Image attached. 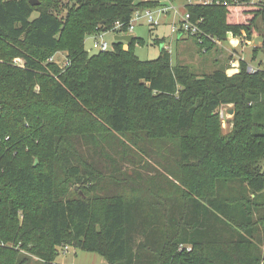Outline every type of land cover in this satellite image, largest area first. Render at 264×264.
I'll use <instances>...</instances> for the list:
<instances>
[{"label": "trees", "instance_id": "obj_1", "mask_svg": "<svg viewBox=\"0 0 264 264\" xmlns=\"http://www.w3.org/2000/svg\"><path fill=\"white\" fill-rule=\"evenodd\" d=\"M191 1L202 34L190 37L205 53L211 38L251 41L260 22L264 29V0ZM161 5L0 0V264H29L28 255L60 264L65 246L107 264L264 263V69L250 73L240 59L236 74L199 77L172 65L161 41L159 58L141 61L135 37L127 49L85 48L88 37L117 22L115 33H127L136 10ZM225 106L234 111L227 133ZM111 134L144 135L158 158L176 156L179 173L142 149L147 175L96 196L101 170L72 140L90 139L110 161L103 138Z\"/></svg>", "mask_w": 264, "mask_h": 264}, {"label": "rangeland", "instance_id": "obj_2", "mask_svg": "<svg viewBox=\"0 0 264 264\" xmlns=\"http://www.w3.org/2000/svg\"><path fill=\"white\" fill-rule=\"evenodd\" d=\"M41 4V0H36ZM62 4H67L68 0H58ZM174 7L178 9V15L171 13L169 16L159 17V26L153 27L148 25L144 20H141L135 24V29L132 35L137 39V43L134 44V52L141 61H153L159 58L161 55V45L158 42L165 43V46L169 47V53L171 54L172 65L177 64L188 66L197 76L203 77L210 75L216 70H224L227 74H236L239 70L238 60L243 59L250 66L255 68L264 69V29H262V23L259 24V29L254 30L253 37L249 43L247 41L240 42L235 40L236 47L231 44V38L233 35L228 36V40L225 42L220 41L214 43L216 46L209 53H205V50H201L199 47L201 43H197L194 38L185 36L180 41L177 35L171 32L172 24L177 23L180 16L185 12L186 1L177 0ZM254 4L252 0L251 4ZM257 4V2L255 3ZM157 7L148 9L155 10ZM64 11L61 15H65ZM115 34L109 32L105 34L103 41L109 44V49L113 48ZM95 37L90 36L85 41V48L90 54L98 53L99 51L94 48ZM212 42V41H211ZM213 43V42H212ZM200 44V45H199ZM124 48H129L128 43L123 42ZM238 51V55L235 57L234 50ZM258 50L256 59L253 60L254 50ZM56 58H60V63L63 61V54H58ZM234 59H236L234 61ZM59 60V59H58ZM233 106H225L220 111V118L222 122V129L225 133L232 129V120L234 114H229V110ZM224 113V118L221 114ZM73 145H76L79 156L86 160L88 163L96 166L101 170L100 185L104 190L95 193L96 196H104L107 193L112 194L117 189V182H124L127 180V184L132 180V174L147 175V171L144 167L138 166L140 161V153L142 149L151 151V159L153 162L166 163V170L168 172L177 175L179 173L178 163L176 156L165 157L160 156L159 159L154 153L153 145L142 134H123V135H106L103 138L104 149L110 156V161L107 157L101 156L99 149L95 148L90 142V139L86 137L75 138L72 140ZM158 154V153H156ZM38 161L39 160H35ZM264 168V164L262 165ZM151 170V169H150ZM170 173V174H171ZM129 178V179H128ZM70 253L63 254V251L59 250V257L57 262L60 264H106V261L101 256L94 253H87L78 250H74L70 247ZM26 254V253H25ZM31 258L29 264H43L39 258L28 255ZM264 264V263H263Z\"/></svg>", "mask_w": 264, "mask_h": 264}, {"label": "built area", "instance_id": "obj_3", "mask_svg": "<svg viewBox=\"0 0 264 264\" xmlns=\"http://www.w3.org/2000/svg\"><path fill=\"white\" fill-rule=\"evenodd\" d=\"M157 1H166V5H161L158 6L155 10L153 9H138L134 12L131 21L129 22V25L127 27V33H120V35H128V34H132L134 29H135V24L141 20H144L148 25L156 27L159 26L161 24V22H159V17L161 18L162 16H169L171 13H174V15H178V9H176L174 7V2H172V0H157ZM254 4L257 2H261L262 0H253ZM252 2V1H251ZM202 3L206 4L208 2L202 1ZM188 4H192V1L190 0L188 2ZM123 28V24H121L120 22H117L115 24L114 30H112L111 32L115 33L118 30H121ZM171 32L175 35H177V37L179 39L184 38L185 36H198L201 33V30L199 28V22L193 21L190 13L185 9V12L180 16V19L177 21V23L172 24V29ZM106 33H102V34H98L95 35L94 37L95 42H94V48L97 49L99 52H106L109 49V44L105 41H103L102 39L104 38ZM230 36V35H229ZM214 42L219 43L220 41L215 39V38H211ZM235 40L236 38L232 37L231 38V44L233 45V47H236L237 45L235 44ZM238 41L242 42L241 40L238 39ZM250 41H247V43H249ZM165 44V43H164ZM163 44V47L166 51L169 50L168 46H165ZM169 52V51H168ZM50 61H54V59L52 58ZM62 67H67L69 66V61L68 60H63L62 62ZM14 64L16 65H20L23 66V61L20 59H16L14 61ZM239 64V61H238ZM258 68H255L253 66H250L248 68V71L250 73H254L257 71ZM222 118H224V113L221 114ZM0 246H5L4 243H0ZM63 251L64 255H67L70 253L71 248L69 246H65L63 249H61ZM107 264V263H106Z\"/></svg>", "mask_w": 264, "mask_h": 264}, {"label": "water", "instance_id": "obj_4", "mask_svg": "<svg viewBox=\"0 0 264 264\" xmlns=\"http://www.w3.org/2000/svg\"><path fill=\"white\" fill-rule=\"evenodd\" d=\"M31 5L32 6H37L39 5V2H37L36 0H31ZM134 39V36L132 34H128V35H117L115 37V41L116 42H125L130 44ZM229 114H234L233 110H229ZM38 165V161H36L35 166Z\"/></svg>", "mask_w": 264, "mask_h": 264}, {"label": "crops", "instance_id": "obj_5", "mask_svg": "<svg viewBox=\"0 0 264 264\" xmlns=\"http://www.w3.org/2000/svg\"><path fill=\"white\" fill-rule=\"evenodd\" d=\"M140 1H151V0H140ZM107 34V33H106ZM115 34V36H114V39H115V37L117 36V35H120V34H117V33H114ZM122 35V34H121ZM179 39V38H178ZM183 39V38H182ZM182 39H179L180 41H182ZM63 264V263H62ZM65 264V263H64Z\"/></svg>", "mask_w": 264, "mask_h": 264}]
</instances>
